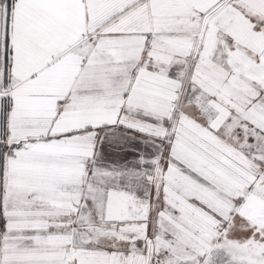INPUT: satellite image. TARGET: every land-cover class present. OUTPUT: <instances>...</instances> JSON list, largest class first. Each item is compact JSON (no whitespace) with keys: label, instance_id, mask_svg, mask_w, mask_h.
Returning a JSON list of instances; mask_svg holds the SVG:
<instances>
[{"label":"snow or ice","instance_id":"1","mask_svg":"<svg viewBox=\"0 0 264 264\" xmlns=\"http://www.w3.org/2000/svg\"><path fill=\"white\" fill-rule=\"evenodd\" d=\"M0 264H264V0H0Z\"/></svg>","mask_w":264,"mask_h":264}]
</instances>
